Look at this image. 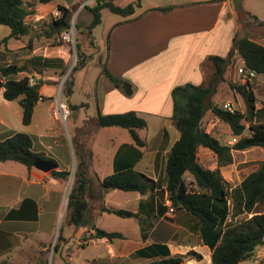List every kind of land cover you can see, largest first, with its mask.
Here are the masks:
<instances>
[{
  "label": "crops",
  "instance_id": "crops-1",
  "mask_svg": "<svg viewBox=\"0 0 264 264\" xmlns=\"http://www.w3.org/2000/svg\"><path fill=\"white\" fill-rule=\"evenodd\" d=\"M232 2L178 0L169 4L172 7L165 11L155 8L168 5L153 4L127 17L119 15L120 18L104 32L105 44L100 49L106 52L104 57L98 58L99 76L93 85H88L85 76L79 79L74 76L72 93L66 98V103L78 107L69 109L70 113L63 123L52 113L56 93L53 82L58 77L54 70L38 73L44 76L38 79L39 93L51 98L37 101L28 125L22 123V107L19 103L6 100L0 89V138L9 136L13 131L29 134L34 151L54 158L58 169L68 170L73 177L78 162L75 146L80 152L90 151V155L86 156V175L89 180L82 192L86 210L82 224L78 227L69 223L67 213L63 212L62 203L67 195L66 180L52 177L51 169L35 165L29 169L19 162L0 161V262L6 260L13 264L21 261L19 259L45 257L48 248L56 240V226L62 220L66 229L61 231L63 236L61 233L59 237L64 250L69 247L71 239L77 240L80 247L95 244L106 247L107 257L104 258L108 261L95 259L97 264H146L190 250L199 253L201 258H188L177 264H211L208 243L211 234L205 232L198 218L185 209L169 212L164 189L165 161L179 136L171 120V89L186 83H206L213 71L209 57H225L231 49L233 37L244 36H238L237 33L240 28L241 31L246 28L244 19L247 17L245 15L241 19L234 11ZM39 8L36 7L35 13L26 18L28 23L43 18L38 13ZM244 14L248 15L246 12ZM134 17L136 19L129 20ZM26 38H11L5 48L22 47ZM33 43L32 52L35 53L36 39ZM64 47V43L50 45L51 53L31 54L29 58L34 55L59 57L66 66L68 57ZM29 58L16 64L20 65ZM103 63L112 75L119 78L118 86H121L122 81L131 83L133 91L130 95L124 94L102 73ZM84 67L86 65L80 71ZM32 74L37 73L33 71ZM21 76L16 74L12 77L17 79ZM256 76L264 82V74ZM99 84H102L105 92L106 107L97 105L93 114L135 111L146 121V126L138 130L145 142L143 146H136L131 136L126 139L124 132L128 130L119 126L98 127L94 124L87 128L88 111L85 110L89 109L88 103L71 99L78 91L86 93L90 88L98 99ZM45 100L50 101L48 105L44 103ZM87 130L90 136L80 146L74 138L84 136ZM202 153L207 154L213 163L216 161L209 149L199 147L197 156L202 165H206ZM130 164L135 170L157 180L159 187L145 193L102 188L100 181L105 176ZM231 168L232 163L220 167L222 176L228 182L234 179L229 173ZM101 206L136 212L138 217H119L101 210ZM230 219L227 215L224 223ZM94 227L119 232L123 237L111 240L93 237L85 241V237L93 235ZM80 247L71 252L69 260ZM141 249L145 253L137 254ZM53 251L55 254L56 250ZM244 262L246 260L238 264Z\"/></svg>",
  "mask_w": 264,
  "mask_h": 264
},
{
  "label": "trees",
  "instance_id": "trees-1",
  "mask_svg": "<svg viewBox=\"0 0 264 264\" xmlns=\"http://www.w3.org/2000/svg\"><path fill=\"white\" fill-rule=\"evenodd\" d=\"M48 1L50 0H38L39 3ZM140 2L141 0H132L125 5H119L113 0H96L92 6H85L92 14L88 31L90 32L100 23L101 9L107 8L112 13L127 17L134 13L135 8L140 6ZM34 6L30 0H0V25L9 28V33L2 37L0 44L6 46L9 39H22L25 36L28 37L29 47H32L34 39H45L52 46L64 43L61 32L70 26L72 14L70 6L58 4L57 8L60 10L58 17L50 15L44 24L37 23L35 26L26 21L28 16L35 13ZM171 7L168 5L155 9L165 11ZM250 17L256 21V24L264 25V21L256 16L250 15ZM133 19L136 17L129 20ZM234 52L243 60L246 69L253 70L256 74H264V45L247 36H234L231 49L225 57L218 55L209 57L213 71L206 83H186L171 89V120L179 136L166 157L164 189L174 210L185 209L190 212L198 218L205 232L211 234L212 238L208 241L211 248V264H238L251 259L256 249L264 245V157L258 166L237 185L231 186L220 172L221 166L232 163L233 150L261 147L264 154V104L256 107L252 85L229 82L231 90L242 97L246 106L245 113L237 110L230 112L211 101L218 84L224 80L223 74ZM76 55L77 60L63 82V93L66 98L72 93L74 70L82 67L86 60L85 55L79 52L77 43ZM64 69V61L61 58L40 55H34L20 65L0 64V89H2L3 97L19 103L22 107L24 125L30 124L37 101L40 98H51L39 93V80L30 84L33 71L43 74L45 71L54 70L58 75H62ZM101 71L118 86L119 78L112 75L104 63L101 64ZM16 74H22V76L13 78L12 76ZM121 87L126 95L132 93L129 82L122 81ZM77 107L78 105L68 104L69 109ZM208 110L227 124L233 136L238 137L234 143H221L217 136L204 127V118ZM95 125L125 128L136 146L145 144L138 130L146 126V121L133 110L98 113L95 117ZM245 128L248 130L247 135H243ZM199 147H205L215 155L216 161L212 166L206 167L199 162L197 156ZM76 154L78 162L68 193L66 213L67 221L78 227L82 224L86 210L82 192L85 183L89 180L86 175V156L90 155V151L85 154L76 150ZM37 159L54 166L50 171L52 177L61 180L68 177L69 171L58 169L54 158L33 150L29 134L13 131L9 136L0 138V161L19 162L30 169ZM187 175H189V181L186 180ZM100 185L104 189L145 193L159 187V182L135 170L133 164H130L105 176L100 181ZM101 210L123 218L138 217V213L124 209L101 206ZM227 215L231 219L224 223ZM93 237H106L111 240L122 238L123 235L116 231H105L94 227L93 235L85 237L84 240L87 241ZM54 250L58 251L57 243L54 244ZM136 253L143 255L145 250L141 249ZM188 258L200 259L201 255L190 250L185 254L168 256L146 264H177ZM0 264L9 263L4 260ZM258 264H264V258Z\"/></svg>",
  "mask_w": 264,
  "mask_h": 264
},
{
  "label": "rangeland",
  "instance_id": "rangeland-1",
  "mask_svg": "<svg viewBox=\"0 0 264 264\" xmlns=\"http://www.w3.org/2000/svg\"><path fill=\"white\" fill-rule=\"evenodd\" d=\"M32 3H34V9L36 11V7H40L38 9V13L43 15V18L41 17L40 20L32 21L31 24L37 25V23L44 24L48 19L49 16L52 14V11L57 8L58 4L70 6L72 9L71 19L74 20L75 26V44H67L65 45V50L67 51V64L64 69V74L58 75L57 80L53 82L55 84L56 93L54 96V102L59 99L67 104L66 97L63 93V82L68 77V74H70L72 67L74 66L77 55H76V43L78 44L79 52L84 54L86 56L85 64L86 67L83 68L82 71L80 67L73 72V79L74 76H77V79L80 77L85 76L88 85H93L95 79L97 76H99V66H98V58L99 56L104 57L105 56V49H100L102 45L105 44V30L110 27V25L118 20L120 18L119 15L110 12L107 8L101 9V21L99 24L95 25L94 28L91 29V31H88V24L92 21V14L86 8L85 6H92L94 3L86 4L84 7L82 6L83 3L86 0H71L69 4L65 2V0H50L46 4V6H41L38 0H30ZM116 2H121L123 4H127L131 2L132 0H113ZM178 0H141L140 2V8H135V11L138 12L139 10L143 8H147L148 6H152L153 4H160V5H169L172 2H175ZM179 1H186V0H179ZM233 1V0H232ZM242 7L244 12L256 16L258 19L264 21V0H243L242 1ZM246 15L247 18L244 19V16ZM250 15L243 14L241 15V19H244V23L246 25V28H244L241 31V28L238 30V36L244 35L247 36L258 43L264 45V25H258L256 24L255 20L250 17ZM29 18V16H28ZM70 19V21H71ZM44 21V22H42ZM241 32V33H240ZM9 33V28L4 25H0V41L2 37ZM240 35V36H241ZM28 38L24 40L25 45L22 47H13L10 50L5 48L4 44H0V63L2 64H8V63H21L25 59L29 58L31 54H49L51 53L50 45L47 40L45 39H36V52L33 53L32 47H29L28 44ZM35 44V43H33ZM32 44V45H33ZM49 45V46H48ZM232 60L229 61V63L226 66L225 72L223 74L224 80L221 81L218 86L216 92L211 97V101L216 104L219 107H223L222 105L224 103H227L228 105H231L234 110L240 111L245 113L246 112V106L245 103L240 96V94L234 92L229 87V82L232 83H238L239 82V76L237 74V67L241 64L240 57L236 55ZM50 71H46V73H49ZM44 74V73H43ZM44 77L43 75L34 74L33 77H30V80L33 82H36L38 79H41ZM120 80H118V83ZM130 83V82H129ZM131 84V83H130ZM252 85V88L254 90V94L256 97L255 105L256 107H260L262 104H264V82L262 83L261 78L255 77L253 78L252 82L250 83ZM121 88V86H118ZM132 87V86H131ZM133 91V87H132ZM124 93V92H123ZM104 89L102 84H99L97 89V95L98 99L95 97V92L92 88L89 89L88 92H80L78 91L74 98L71 100L74 102H77V100H83L88 103L89 109H86L85 112L87 115V128L89 129L91 126H94L95 124V118L93 114L94 110L96 109L97 105H100L102 107L106 104L105 98H104ZM125 94V93H124ZM49 100H45L44 103L46 105L49 104ZM70 113V110H69ZM54 115V114H53ZM55 116V115H54ZM60 121V120H59ZM63 123L62 121H60ZM247 125V123H245ZM204 127L211 133L216 134L218 137V140L220 142L229 141L228 143H234L235 141L232 140L233 136L230 133V130L226 123H224L222 120L218 119L214 116V114L208 110L205 118H204ZM89 130L86 131V134L82 137H75L74 141L76 143L79 142V145H84L90 134L88 133ZM142 134V132H141ZM248 130L245 128L243 131V135H247ZM124 135L126 136V139H129L130 135L127 131L124 132ZM233 141V142H231ZM86 148V147H84ZM75 149H77V145L75 146ZM85 154L87 153V150L83 151ZM198 152V151H197ZM234 158H232V168L231 171H229L232 178H234L229 183L231 186L237 185L239 183V180H242L248 173L253 171L259 164V162L263 159L264 154L261 147H251L245 150H233ZM201 156L204 157L206 167H210L213 165V162L210 158H208L207 154L202 153ZM199 158V156H198ZM234 160V161H233ZM73 174L68 175V177L65 179L67 182V195L70 191V187L73 182ZM186 180L189 181V175L186 176ZM67 195L65 196V200H63V212L66 213V204H67ZM65 209V211H64ZM64 217V216H63ZM116 217V216H114ZM243 217V216H242ZM238 217L237 219H239ZM64 229H66V225L62 223V220H60L56 226V240L54 244L57 243L58 245V251H55L54 254V244H51V247L48 248L47 253L45 257H41L39 259H19L21 261L14 262L13 264H26L28 262H31V264H97L95 262V259L98 261H106L107 258V252L106 247H104L103 244H95L90 246H84L80 247V243H78L77 240L71 239L69 244V247L64 250L62 247L63 241L61 238H59V234H61ZM63 236V233H62ZM79 248L78 252L75 253L71 260H69V256L71 252H74V250H77L76 248ZM71 249V251H69ZM264 258V245L259 246L254 256L251 259L246 260L244 262L245 264H258L262 259ZM100 259V260H99ZM256 260V262H255ZM108 261V260H107ZM35 262V263H34ZM39 262V263H37ZM101 262L98 264H101Z\"/></svg>",
  "mask_w": 264,
  "mask_h": 264
},
{
  "label": "built area",
  "instance_id": "built-area-1",
  "mask_svg": "<svg viewBox=\"0 0 264 264\" xmlns=\"http://www.w3.org/2000/svg\"><path fill=\"white\" fill-rule=\"evenodd\" d=\"M96 0H86L84 3H83V7L86 5V4H91V3H94ZM53 17H58L60 15V10L58 8H55L53 11H52V14H51ZM74 20L71 19L70 21V26L63 30L61 32V39L64 43H67V44H71V45H74L75 44V26H74ZM237 55L236 52L233 53V58ZM232 60V59H231ZM241 60V64L237 67V74L239 76V82L241 84H246V83H251L253 78L255 77L256 73L255 71L253 70H248L245 68L244 66V62L242 59ZM34 82L32 80H30V84H33ZM224 109L230 111V112H233L234 109L232 108L231 105H228L227 103H224L222 105ZM52 113L55 115V117L57 119H59L60 121L64 122L68 115H69V108H68V105L65 104L64 102H62L59 97L57 98V100H55L54 102V105L52 107ZM237 136L233 137L232 140L233 141H236L237 140ZM231 141V142H233ZM167 203L169 205V212H173V207L171 206V201L168 199L167 200Z\"/></svg>",
  "mask_w": 264,
  "mask_h": 264
},
{
  "label": "water",
  "instance_id": "water-1",
  "mask_svg": "<svg viewBox=\"0 0 264 264\" xmlns=\"http://www.w3.org/2000/svg\"><path fill=\"white\" fill-rule=\"evenodd\" d=\"M71 0H65V2L67 4L70 3ZM242 1L243 0H233V8H234V11L238 14V15H243L244 14V10H243V7H242ZM41 83V81H40ZM34 165L35 166H39V167H43V168H47V169H52L54 166L49 163V162H45V161H41V160H36L34 162Z\"/></svg>",
  "mask_w": 264,
  "mask_h": 264
}]
</instances>
